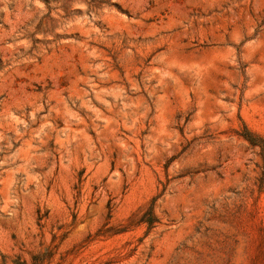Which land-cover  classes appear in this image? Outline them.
I'll return each mask as SVG.
<instances>
[{
    "label": "rangeland",
    "instance_id": "obj_1",
    "mask_svg": "<svg viewBox=\"0 0 264 264\" xmlns=\"http://www.w3.org/2000/svg\"><path fill=\"white\" fill-rule=\"evenodd\" d=\"M0 264H264V0H0Z\"/></svg>",
    "mask_w": 264,
    "mask_h": 264
}]
</instances>
